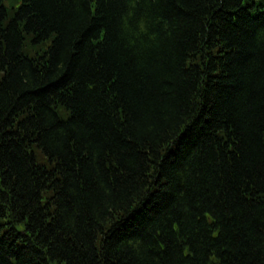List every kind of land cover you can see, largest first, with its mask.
<instances>
[{"label":"trees","instance_id":"trees-1","mask_svg":"<svg viewBox=\"0 0 264 264\" xmlns=\"http://www.w3.org/2000/svg\"><path fill=\"white\" fill-rule=\"evenodd\" d=\"M0 0V264H264V0Z\"/></svg>","mask_w":264,"mask_h":264},{"label":"rangeland","instance_id":"rangeland-1","mask_svg":"<svg viewBox=\"0 0 264 264\" xmlns=\"http://www.w3.org/2000/svg\"><path fill=\"white\" fill-rule=\"evenodd\" d=\"M21 4L20 0H4V5L8 10L17 9Z\"/></svg>","mask_w":264,"mask_h":264}]
</instances>
